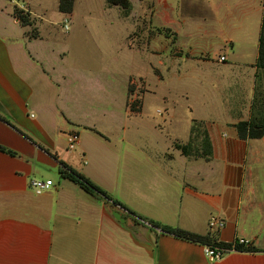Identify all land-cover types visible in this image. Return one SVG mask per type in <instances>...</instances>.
<instances>
[{
	"label": "crops",
	"instance_id": "0c3cea01",
	"mask_svg": "<svg viewBox=\"0 0 264 264\" xmlns=\"http://www.w3.org/2000/svg\"><path fill=\"white\" fill-rule=\"evenodd\" d=\"M18 1L0 0V147L8 151H0V264H264V136L240 140L234 129L249 119L256 97L263 0L153 1L154 24L171 33L162 52L174 49L201 67L205 101L217 92L227 105L223 120L191 119L184 142L158 126L149 131L151 142L142 129L123 128L113 137L95 115H76L64 90L65 53L47 47L42 19ZM14 8L28 14V26ZM155 39L160 47V35ZM194 123L205 133L208 155L205 144L204 155L201 147L194 156L175 148L187 144ZM71 132L78 142L67 152ZM59 162L144 221L216 244L244 240L256 252L209 262L203 245L132 224L119 208L62 179ZM32 179L51 185L34 195ZM210 217L223 227L207 228Z\"/></svg>",
	"mask_w": 264,
	"mask_h": 264
},
{
	"label": "rangeland",
	"instance_id": "374dc122",
	"mask_svg": "<svg viewBox=\"0 0 264 264\" xmlns=\"http://www.w3.org/2000/svg\"><path fill=\"white\" fill-rule=\"evenodd\" d=\"M153 1L128 0L125 12L104 0H74L70 16L57 11V0L18 2L28 4L34 16L42 19L40 31L47 47L65 53L64 90L76 115H95L97 126L113 137L123 128L142 129L151 142L149 131L158 126L184 142L191 119L210 116L223 120L227 105L217 92L205 101L201 87L205 72L201 67L179 57L174 49L170 55L162 52L164 38L171 33L166 26L154 24ZM34 33L29 31L30 36ZM158 34L160 47L156 39L152 40ZM254 81V111L264 112V74L258 73ZM132 102L135 112L130 111ZM191 128L196 133H189V151L195 155L201 147L203 155L201 125L194 123Z\"/></svg>",
	"mask_w": 264,
	"mask_h": 264
},
{
	"label": "trees",
	"instance_id": "16d2710c",
	"mask_svg": "<svg viewBox=\"0 0 264 264\" xmlns=\"http://www.w3.org/2000/svg\"><path fill=\"white\" fill-rule=\"evenodd\" d=\"M73 1L74 0H58L57 11L63 15H70L72 11ZM104 1L106 5L117 6L125 12L129 9L128 0H104ZM13 16L18 20L21 26H28L30 24L28 19L29 18L28 14H25L16 8H14L13 10ZM255 68L257 73L255 74L254 78L256 79L258 73L264 74V0L262 1V16L260 22L259 35L257 39V56L255 60ZM255 108L256 105L252 104L250 107V115H256V116L249 117L247 121H240L234 125L236 135L240 140H246V139L253 140V139H259L264 136V112L258 109L254 111ZM132 110L133 112L137 110L134 102L130 103V111ZM190 132L194 133L195 129L191 128L189 133ZM202 138L207 150L206 155H208L210 152V147H209V143L206 140L205 133L203 131H202ZM175 148L178 149L181 152V154L184 156H188L191 154V152L189 151V146L187 144L185 146L176 145ZM0 151L8 152L1 147H0ZM58 173L62 179H66L71 183L77 185L83 192L87 193L88 195L97 199H101L105 203H108L111 207L119 208L121 211L125 212L126 213L124 215L125 218L129 217L132 221V224L137 223V221L141 223L146 222V224L150 228L157 230L161 234L170 235L174 238L197 243L206 247H211V248L216 247L220 249H225L228 252H239V253L256 252L255 249L251 246L243 247L239 245L231 246L230 244H216L209 237L206 236H199L179 229H172L166 226L159 225L152 221H144L143 219H141L140 217L136 216L134 213L126 209L118 201L111 199L104 191L96 187L85 177L76 173L74 170H72L70 167H68L62 162H59Z\"/></svg>",
	"mask_w": 264,
	"mask_h": 264
},
{
	"label": "built area",
	"instance_id": "2783aa9c",
	"mask_svg": "<svg viewBox=\"0 0 264 264\" xmlns=\"http://www.w3.org/2000/svg\"><path fill=\"white\" fill-rule=\"evenodd\" d=\"M8 1H15V0H8ZM64 28H66V26ZM218 62L219 63L224 62V58L218 57ZM77 142H78V136L76 133L71 132L67 134L66 135V151L67 152L72 151L74 147L76 146ZM50 185H51L50 181H40L37 179H32L28 182V188L31 190V192L34 195L41 194L42 192L47 190L50 187ZM143 224L147 225L146 223H143ZM223 225H224L223 221L215 217H210L207 221V228L209 229L219 230L223 227ZM230 245L231 246L239 245V246L246 247L247 242L244 240H237ZM203 253H204L205 258L209 262H217V261H220L223 258V256L228 253V251L225 249H220L216 247L211 248V247L204 246Z\"/></svg>",
	"mask_w": 264,
	"mask_h": 264
},
{
	"label": "water",
	"instance_id": "95a60500",
	"mask_svg": "<svg viewBox=\"0 0 264 264\" xmlns=\"http://www.w3.org/2000/svg\"><path fill=\"white\" fill-rule=\"evenodd\" d=\"M111 216L113 217V219H115L119 223H124V220L120 217L119 213L112 211Z\"/></svg>",
	"mask_w": 264,
	"mask_h": 264
}]
</instances>
